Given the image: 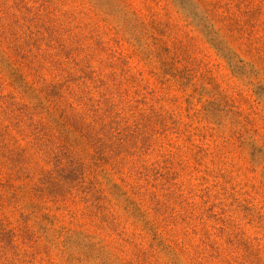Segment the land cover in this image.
<instances>
[{
	"label": "rangeland",
	"instance_id": "obj_1",
	"mask_svg": "<svg viewBox=\"0 0 264 264\" xmlns=\"http://www.w3.org/2000/svg\"><path fill=\"white\" fill-rule=\"evenodd\" d=\"M0 264H264V0H0Z\"/></svg>",
	"mask_w": 264,
	"mask_h": 264
}]
</instances>
